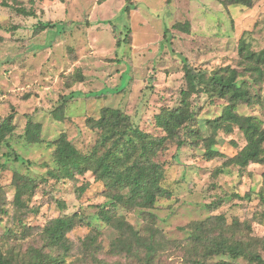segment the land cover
Listing matches in <instances>:
<instances>
[{"label":"rangeland","instance_id":"1","mask_svg":"<svg viewBox=\"0 0 264 264\" xmlns=\"http://www.w3.org/2000/svg\"><path fill=\"white\" fill-rule=\"evenodd\" d=\"M135 2L128 14L126 0H0V124L12 116L14 125L0 147V251L6 264H27L35 249L57 264H259L216 254L214 243L222 237L243 239L264 259V163L225 165L247 141L238 127L226 133L221 126L214 135L207 124L222 114L227 99L190 97L197 116L186 122L192 132L182 126L154 157L170 197H158L153 207L118 202L112 210V197L127 199L128 187L110 189L92 172L51 174L60 171L55 148L63 134L82 153L99 145L90 119L100 118L104 108L130 117L127 141L135 129L166 135L160 117L181 106L187 88L183 59L211 72L237 69L238 81L260 97L253 105L240 103L237 112L258 117L264 127V64L263 74L250 70L239 50L242 38L251 50L264 49V0L251 7L223 0ZM28 115L42 125L39 143L25 138ZM212 135L223 156L206 155ZM100 146L102 155L110 144ZM23 180L33 187L17 201ZM102 210L124 220L140 241L106 222ZM71 215L79 222L67 233V249L51 246L44 228ZM146 243L153 245L152 256Z\"/></svg>","mask_w":264,"mask_h":264},{"label":"trees","instance_id":"2","mask_svg":"<svg viewBox=\"0 0 264 264\" xmlns=\"http://www.w3.org/2000/svg\"><path fill=\"white\" fill-rule=\"evenodd\" d=\"M170 0H167L169 3ZM223 3L234 6L251 7L254 0H223ZM3 5H6L3 3ZM135 0H126L125 11L129 14L135 8ZM17 10L27 16H33L32 11L23 8ZM50 24H42L41 28H47ZM188 28V25H187ZM2 27L0 25V41ZM240 54L247 62L250 70L263 74L261 69L264 64V49L261 51L251 50L245 38L240 41ZM184 61L185 79L187 88L181 91L183 95L180 107L167 110L162 128L167 132L160 137H152L139 129H135L132 138L126 139L127 133L132 130L133 124L130 117L123 111L114 108H104L100 118L90 119L93 126L100 132L101 141L89 153H82L67 136L63 134L57 141L55 148V161L60 167V171H50L57 178H75L76 175H84L92 172L96 180H102L110 189L121 190L128 187L130 197L125 199L124 195L117 194L112 197L116 201L111 204V209H116L118 202H124L130 206L153 207L158 197H170V193L162 186L164 175L163 166L154 160L158 152L166 148L169 140L179 133L182 126L190 128L186 122L194 121L197 116L195 111L190 109V97L192 95L205 94L211 99L218 97L227 99L222 114L213 120H207V124L213 129L215 135L221 126L226 133H231L234 127H238L243 133L247 145L239 153L224 162L225 165L235 164L240 168H246L250 163H264V127L262 121L255 116L242 115L237 112L240 103L253 105L260 102V97L251 94L249 85L239 82L240 72L230 66L222 67L219 71H208L194 67L187 59ZM247 84V85H246ZM257 99V100H256ZM65 101L61 107L65 105ZM33 115H28V122L25 129V138L29 143H39L41 141L42 125L32 121ZM12 116L2 120L0 124V147L6 134L12 133L14 125L11 122ZM186 124V125H184ZM222 124V125H221ZM207 138L206 155L209 158L223 156L222 153L213 148L216 143L215 136ZM198 136V132H197ZM110 144L109 150L104 154H99V146ZM183 143H180V145ZM101 147V146H100ZM16 158V157H15ZM17 159V158H16ZM24 181V180H23ZM33 187L29 181H24L18 186L16 193L17 201H20L21 194L25 190ZM101 217L110 224L117 223L122 230H128L129 239L135 238L140 241L142 238L133 228L126 224L124 220L116 219L114 213L102 210ZM76 215L62 216L52 219L44 228L47 239L51 246H66L67 233L77 224ZM200 227L196 226V229ZM201 237L195 232V238ZM120 242V241H119ZM248 243L243 239H230L222 237L220 241L214 243V250L219 254H229L233 257L241 255L256 260L259 264H264V259L259 254L251 251L247 247ZM147 248V255L154 253L153 245L144 244ZM130 247L127 250L131 251ZM7 256L0 251V264H6ZM58 263L50 255L35 249L33 259L27 264H49Z\"/></svg>","mask_w":264,"mask_h":264}]
</instances>
